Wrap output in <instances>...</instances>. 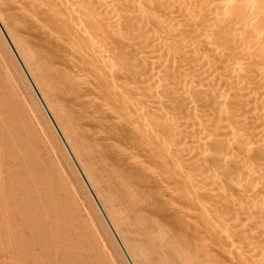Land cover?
<instances>
[{
	"label": "bare ground",
	"instance_id": "6f19581e",
	"mask_svg": "<svg viewBox=\"0 0 264 264\" xmlns=\"http://www.w3.org/2000/svg\"><path fill=\"white\" fill-rule=\"evenodd\" d=\"M0 24L123 261L264 264V0H0Z\"/></svg>",
	"mask_w": 264,
	"mask_h": 264
},
{
	"label": "rangeland",
	"instance_id": "374dc122",
	"mask_svg": "<svg viewBox=\"0 0 264 264\" xmlns=\"http://www.w3.org/2000/svg\"><path fill=\"white\" fill-rule=\"evenodd\" d=\"M0 39V128L14 127L12 119L23 121L28 127L27 132L18 130L23 142L5 138L10 142L8 149L0 144V264H128L123 261L113 232L103 227V223L107 226L104 218L70 161L57 130L28 81H24L9 47ZM50 200L58 204L59 210L50 205ZM206 206L210 207L207 203ZM205 210L210 220H219L214 208ZM238 246L244 253L250 250Z\"/></svg>",
	"mask_w": 264,
	"mask_h": 264
},
{
	"label": "water",
	"instance_id": "95a60500",
	"mask_svg": "<svg viewBox=\"0 0 264 264\" xmlns=\"http://www.w3.org/2000/svg\"><path fill=\"white\" fill-rule=\"evenodd\" d=\"M0 28H1V30H2V32L4 33V35H5V37H6V39H7V41H8V43H9V45L11 46V48H12V50H13V53L15 54V56L17 57V59L19 60V58H18V56H17V54H16V52H15V50L13 49V47H12V45H11V43H10V41H9V39H8V37H7V35L5 34V32H4V30H3V28H2V26H1V24H0ZM19 62H20V60H19ZM21 63V62H20ZM22 65V64H21ZM26 72V71H25ZM30 80V79H29ZM30 82H31V85L33 86V88L35 89V87H34V85H33V83H32V81L30 80ZM36 91V90H35ZM37 93V92H36ZM37 96L39 97V99H40V101H41V103L43 104V102H42V100H41V98H40V96H39V94L37 93ZM43 107L45 108V106H44V104H43ZM45 110H46V112H47V109L45 108ZM47 114H48V112H47ZM49 115V114H48ZM50 117V116H49ZM52 121V120H51ZM53 125L55 126V124L53 123ZM55 128H56V126H55ZM56 130H57V132H58V134H59V136H60V138H61V140L63 141V143L65 144V142H64V140H63V138H62V136H61V134H60V132L58 131V129L56 128ZM66 146V145H65ZM75 165L77 166V164H76V162H75ZM77 168H78V166H77ZM79 169V168H78ZM79 172L81 173V171L79 170ZM81 176H82V178L84 179V181H85V183H86V185H87V187L89 188V190H90V192H91V194H92V196H93V198L95 199V201H96V203H97V205H98V207H99V209H100V211L102 212V214H103V216H104V218H105V220L107 221V218L105 217V214L103 213V210H102V208H101V206L99 205V203L97 202V200H96V198H95V196H94V194H93V192L91 191V189H90V187H89V185L87 184V182H86V180H85V178L83 177V175H82V173H81ZM107 223H108V221H107ZM109 224V223H108ZM109 227L111 228V226L109 225ZM111 231L113 232V230H112V228H111ZM113 234L115 235V233L113 232ZM115 238L117 239V236L115 235ZM117 241H118V239H117ZM118 243H119V245H120V247H121V249L123 250V247L121 246V244H120V242L118 241ZM123 252H124V250H123ZM125 256H126V254H125ZM127 257V256H126ZM127 259H128V257H127ZM128 261H129V259H128ZM129 263H130V261H129Z\"/></svg>",
	"mask_w": 264,
	"mask_h": 264
}]
</instances>
